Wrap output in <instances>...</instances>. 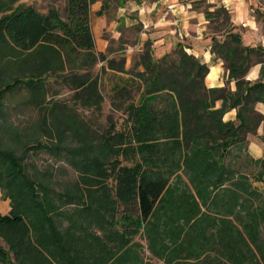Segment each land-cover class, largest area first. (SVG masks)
Masks as SVG:
<instances>
[{
	"label": "trees",
	"instance_id": "16d2710c",
	"mask_svg": "<svg viewBox=\"0 0 264 264\" xmlns=\"http://www.w3.org/2000/svg\"><path fill=\"white\" fill-rule=\"evenodd\" d=\"M93 1L65 0L62 13L54 4L42 11L23 0H0V167L6 168L7 183L16 182V188L43 211L49 212L48 203L61 216L73 217V225L86 226L101 249L110 253L131 250L128 244L135 243L133 235L142 226L155 227H149L150 218L169 187V178L158 165L161 159L152 155L160 149L155 136L166 129L178 132L181 126L187 148L197 146L198 199L207 208L232 215L227 221L241 222L240 227L228 232L226 243L209 239L197 245V261L193 264H264V186L261 189L253 183L264 184V152L255 158L248 151L249 135L264 141V133L258 134L264 113L256 108L257 102L264 103V45L245 44L240 32L232 29L222 38L212 35L209 50L227 69L222 85L206 84L207 74L214 78V73H207L208 63L187 50L182 41L160 56L145 45L126 68L124 56L116 62L96 48L90 19ZM105 7L106 0H102L97 12ZM204 15L208 19L223 15L225 21L230 18L223 5L206 10ZM98 60L106 61L107 67L127 70L143 82L136 99L129 97L126 86L119 89L125 128L120 130L111 124L94 132L77 112L57 99L48 101L51 106L30 123L14 120L6 104L7 94L23 87L28 100L37 107L46 99L50 81L64 82L80 103L99 107L102 96L98 78L89 74ZM255 63H260V74L251 80L246 74ZM82 68L84 71H79ZM228 80L234 81V89ZM233 108L235 118L224 119ZM75 123L74 136L85 137L72 145L66 133ZM42 151L62 158L76 171L89 168V161L95 162L109 179L106 187L112 200L132 199L138 213L111 208L102 217L93 213L90 205L75 203L79 201L69 191L77 180L65 184L56 178L61 168L52 163L41 168L29 159L31 153ZM98 152L104 154L96 159ZM81 216H89L93 222ZM23 222L18 209L0 211L2 225L16 227ZM219 238V242L223 240ZM7 263L26 264L16 242H8V248L0 245V264Z\"/></svg>",
	"mask_w": 264,
	"mask_h": 264
},
{
	"label": "rangeland",
	"instance_id": "374dc122",
	"mask_svg": "<svg viewBox=\"0 0 264 264\" xmlns=\"http://www.w3.org/2000/svg\"><path fill=\"white\" fill-rule=\"evenodd\" d=\"M23 1L33 3L42 11H46L49 5L54 4L64 13L65 0ZM180 1L189 3V8L194 9L189 23H191L190 26L197 27V32L190 30L189 34L179 38L188 46L187 50L201 58L210 48L211 36L222 38L230 29L239 31L245 44L264 45V0ZM122 3L119 0H110L108 4L106 3L107 20L110 21L109 17H111L114 19L113 23L108 22L102 29L96 21L91 20V25L95 31L96 48L100 50L99 47L103 46L102 51L108 57L114 58L116 62L122 60L124 56L127 68L139 57L146 44L145 39L142 38L143 23L135 18L134 10L128 9V0L126 2L122 0ZM120 4L125 5L126 9L122 16H118L116 10ZM220 5L228 8L230 12L228 21H225L223 15L217 19H208L204 15L206 10H214ZM170 46L169 41L166 45L159 44L157 53L159 50L161 52L158 56L166 52L165 50ZM212 60L210 59L209 63ZM215 60L221 62V70L225 72L223 74H227L222 60L220 58ZM253 66L257 68L260 63L253 64L249 70ZM211 70L213 73L216 71L214 66L210 67L209 72ZM79 71H84V68ZM89 74L93 77L96 75L98 78V89L102 96L99 107L90 102L80 103L79 99L74 98V91L62 81L48 83L50 91L46 99L37 107L28 100L26 89L18 87L7 94V107L18 123H30L42 114L41 110H47L51 106L48 101L51 103L57 99L62 100L77 112L94 132H101L111 124L120 130L125 128L126 114L123 106L119 107L120 102L123 101V97L121 98L123 95L119 89L121 86H126L130 91L129 97L136 99L143 86L142 80L127 70L107 67V62L103 60H98L93 67L89 68ZM207 77L209 82L214 79L210 74L209 76L207 74ZM54 92L56 93L53 95ZM75 125L78 126V123L71 125V131L66 133V139L72 145L78 144L85 137L83 135L79 139L74 136L77 130ZM182 130L179 126L178 132L175 128L166 129L155 136L160 149L152 152V155H157L161 159V161L158 160V165L168 176L169 187L150 218L149 227L152 225L155 227L147 229L148 227L142 226L133 235L135 243L128 244L132 246L131 250L123 248L118 252L110 253L101 249L87 232L86 226L81 228L73 225V217L70 220L69 217L61 216V213L55 211L56 208L48 203L45 205L50 213L43 211V207L36 206V202L24 195L23 190L16 188V182L9 185L5 176L6 168L2 167H0V173L3 174L2 176L0 174V211L7 212L10 208L18 209L24 216V222L16 227L0 224V245L8 248V242H16L23 252V260L26 264H193L197 261L195 256L197 245L209 239H213L216 243H226L228 232L234 226L240 227L241 222L238 219L232 222L227 221V217L230 218L232 215H225L207 208L198 199L197 191L200 187L197 183V146L194 144L192 149L187 148L188 146L183 142ZM103 154L104 152H98L96 159L101 158ZM29 159L41 168L47 163L61 168L57 169L56 178L65 184L77 180L73 190L69 191L78 199L79 202L75 201V203L82 202L87 206L90 205L92 212L97 216H107L111 208H116L119 212H130L133 215L138 213L134 200L129 199L125 202L112 200L106 187L109 179L102 174L95 162L89 161L86 163L89 168L76 171L62 158L56 159L44 151L31 153ZM253 183L261 189L264 186L260 181L253 180ZM253 200L256 201L257 198ZM80 218L89 223L93 222L89 216ZM219 236L223 238L220 242ZM229 250L232 251L231 246ZM235 254L237 253L232 252V255Z\"/></svg>",
	"mask_w": 264,
	"mask_h": 264
},
{
	"label": "crops",
	"instance_id": "0c3cea01",
	"mask_svg": "<svg viewBox=\"0 0 264 264\" xmlns=\"http://www.w3.org/2000/svg\"><path fill=\"white\" fill-rule=\"evenodd\" d=\"M122 3V0H119ZM110 0H106L108 4ZM126 2V0H125ZM129 10L135 11V18L139 19L144 26V30L142 31L144 43L150 47L152 53L158 56L157 46L159 44L166 45V43L170 42V48L165 50L168 51L177 41H181V38L189 34L190 30L197 32V27L190 26L189 23L190 17H192V13L194 9L189 8V3H184L180 0H128ZM102 0H95L91 3L90 10V19L92 21H96L99 24L100 29L106 26L108 22L113 23L114 19L109 17L110 21L107 20V13L105 8L101 13H98L97 10L101 8ZM124 4V3H122ZM122 4L117 6V15H124L125 5ZM92 23V22H91ZM93 33L94 28L92 27ZM95 36V33H94ZM103 46H100L99 49L102 50ZM194 53V52H193ZM196 53V52H195ZM204 61H206L209 65V69L211 66H214L216 71L214 72V79L211 82L206 81L208 86L213 85H222L225 83L227 79V74H223L221 62L215 60L214 55L208 50L203 53ZM212 60L209 63V60ZM260 67H252L248 70L246 77L249 79H256L260 74ZM209 72V71H208ZM207 72V73H208ZM224 76V77H223ZM206 77V75H205ZM206 79V78H205ZM228 85L234 89L235 84L233 80H228ZM256 108L264 113V103L257 102ZM224 119H234L235 118V109H230L227 111L224 116ZM264 133V122H261L258 126V134ZM248 151L253 157H261L264 152V141L261 140L257 135H249V143H248ZM2 204V203H1Z\"/></svg>",
	"mask_w": 264,
	"mask_h": 264
}]
</instances>
